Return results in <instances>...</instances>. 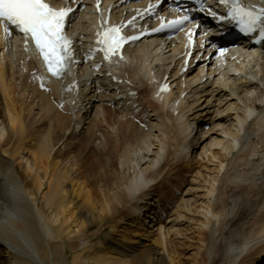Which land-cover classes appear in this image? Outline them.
Instances as JSON below:
<instances>
[{
	"label": "bare ground",
	"instance_id": "obj_1",
	"mask_svg": "<svg viewBox=\"0 0 264 264\" xmlns=\"http://www.w3.org/2000/svg\"><path fill=\"white\" fill-rule=\"evenodd\" d=\"M48 1L77 4L66 20L74 63L62 80L49 78L15 29L6 33L0 22V264H182L181 248L192 251L184 258L190 264H264V42L251 44L255 35L225 41L229 20L211 23L196 14L209 29L198 34L206 45H196L192 67H183L180 41L159 37L127 46L121 60L87 61L98 25L92 2ZM148 1L156 0H103L102 9L118 23ZM242 1L264 8V0ZM181 11L165 7L158 14ZM223 45L233 58L218 59ZM135 65L139 75L150 65L161 73L149 92L157 106L137 126L130 120L135 91L117 70ZM164 84L169 92L159 93ZM14 86L28 111L17 108ZM103 106L119 110L116 124L127 126L112 148L98 127ZM36 120L46 123L44 132L32 128ZM95 125L82 156L79 140ZM65 146L58 157L53 150ZM181 155L198 167L182 189L169 169ZM112 161L119 166L113 175L102 170ZM80 169L102 175L101 199L79 180ZM229 174L244 184L221 197L218 186ZM125 227L141 234L130 240Z\"/></svg>",
	"mask_w": 264,
	"mask_h": 264
},
{
	"label": "snow or ice",
	"instance_id": "obj_2",
	"mask_svg": "<svg viewBox=\"0 0 264 264\" xmlns=\"http://www.w3.org/2000/svg\"><path fill=\"white\" fill-rule=\"evenodd\" d=\"M220 2L229 5V0ZM71 11L67 7H53L46 0H0V22L15 26L30 38L48 72L54 77H59L63 72L71 45L64 35L65 20ZM229 15L241 24L242 31H255L258 26L264 25V9L258 14L254 13L241 5L239 0H232ZM186 20L187 17H184L169 24L179 25ZM5 32L8 33L7 27ZM261 35L264 36V28H261ZM128 39L122 34L121 27L109 26L97 33L96 43L100 45L104 59L108 60L120 51ZM165 90L166 87L162 88V91Z\"/></svg>",
	"mask_w": 264,
	"mask_h": 264
},
{
	"label": "rangeland",
	"instance_id": "obj_3",
	"mask_svg": "<svg viewBox=\"0 0 264 264\" xmlns=\"http://www.w3.org/2000/svg\"><path fill=\"white\" fill-rule=\"evenodd\" d=\"M152 65H150V67H149V70L145 73L146 74V76L145 75H139L138 74V72H137V66L135 65V66H132V67H129V68H127V67H122V68H118L117 70H118V72H119V75H120V77L125 81V83H126V86H127V88L128 89H130V90H132V91H135V103H136V106H137V108L134 110V112H133V115L130 117V120H132V121H134V123H131L132 125H134V126H137V123H135L137 120H139V122H138V124L139 125H144V123H145V120H146V118H147V114L149 113V111H151V109L152 108H154V106L156 107L157 105H156V103H151L150 101H151V98L149 97V95H150V93L151 92H153V91H155V84L154 83H157V82H159L160 81V74H159V72L160 71H158V66H156V65H153L152 67H151ZM134 72H137V77L135 78L134 76H133V74H134ZM151 77V78H150ZM154 79V80H153ZM151 80V81H150ZM146 81H148V82H146ZM129 83V84H128ZM132 83V84H131ZM147 83V84H146ZM132 86H131V85ZM130 87H129V86ZM140 85V86H139ZM148 85V86H147ZM152 85H153V87H152ZM148 87V88H147ZM152 87V88H151ZM16 86H14V88H13V90L15 89V92H14V97H15V100H16V102H17V108H19V109H22L24 112L25 111H28V110H25V109H28L29 107L27 106V105H29V103L28 102H26V101H24V99H21V98H23L22 96H20L19 95V88H17ZM133 88V89H132ZM18 90V91H17ZM152 90V91H151ZM18 94H17V93ZM150 92V93H149ZM17 97V98H16ZM19 97V98H18ZM150 98V99H149ZM19 99V100H18ZM149 102V103H148ZM28 103V104H27ZM25 104V105H24ZM27 104V105H26ZM21 105V106H20ZM30 106V105H29ZM22 107V108H21ZM109 107H111V108H113V106H109ZM109 107H107V106H103L102 107V109H101V111H99V114H100V116L104 119V122H102V124H101V122H98V127H100V128H102V129H105L106 130V135H108V137H109V147L110 148H112V147H114L113 145L115 144V141L118 139H122V137H123V135L125 134V132H126V130H127V126H122V127H120V125H117L116 124V121H118V119H119V110H117V109H111V108H109ZM117 111L116 113L114 112V111ZM112 113V114H111ZM115 116H114V115ZM110 115V116H109ZM111 116H114L115 118H113V117H111ZM111 118V119H110ZM105 119H106V121H105ZM112 119H114V120H112ZM127 119V118H126ZM113 121V122H112ZM125 121V120H124ZM29 122V121H28ZM40 121H37L36 120V123H32L33 124V126H32V128L33 129H35L36 130V127H37V130L39 129L41 132H44L46 129H47V127H46V123H44V122H42V123H39ZM111 125V123H112V125H113V128H114V126L116 127V128H118V130L115 132V133H112V125L111 126H109V124ZM99 124H101V125H99ZM103 124H106V125H108V126H106V125H103ZM136 124V125H135ZM87 126V125H86ZM119 126V127H118ZM94 128H95V130H96V128H97V126L95 125V127H93L92 129H90L88 132H87V134L86 135H84L80 140H79V146L77 147V149L79 148V150L77 151V149H76V152H79V153H82L83 155L82 156H84L85 155V149H88V147H86V146H88V143L89 142H87L88 140L90 141L92 138H93V135L95 134V132H92V130L93 131H95L94 130ZM111 129V131H110V129ZM210 128V127H209ZM209 128H207V129H209ZM33 129H31V127H29V131H31V130H33ZM118 131H119V133H118ZM94 133V134H93ZM90 134H92V135H90ZM110 134L112 135V136H110ZM73 137V136H72ZM113 139V140H112ZM117 140V141H118ZM81 141V142H80ZM84 141V142H83ZM83 142V143H82ZM114 142V143H113ZM86 144V145H85ZM81 145H83V146H81ZM61 148V147H60ZM60 148L59 147H57L56 149H54L53 151H54V153H56L57 154V156L58 157H65L64 155H65V153L67 152V146H65V148L63 147L61 150H64V151H60ZM62 152V153H61ZM102 154H103V152H102ZM105 158H106V156L104 157V154H103V161H105ZM187 159H186V157L184 156V155H181L180 156V159H179V163L175 166V165H170L169 166V169H170V173H171V177H172V182H174V184H178V183H181L182 182V185L183 186H180L181 187V189L182 188H184V186L185 185H187L188 183H189V181H191L193 178H195V174H196V172H197V170H198V167H196V165H189V163H188V160L186 161ZM87 161L89 162V159H87ZM113 162V161H112ZM87 163V162H86ZM107 162L105 161V163L104 164H106ZM187 164H188V166H187ZM181 167V168H180ZM81 170V172H80V174H78V178H79V180L80 181H84V182H86V184H87V190L89 189V191H90V193L92 192V195H93V197L97 200H99V199H101V196H100V190H99V188H100V184H102L101 182L102 181H100V180H102L103 178H102V175L101 174H99V173H97V171H96V173H94V171L93 170H84V169H80ZM102 170H108L109 171V174H111L112 173V175L113 174H115L118 170H119V166L117 165V162L116 161H114L112 164L110 163L109 165H108V167H107V169H106V167H102ZM84 171V172H83ZM91 172V173H90ZM115 172V173H114ZM174 175V177H173V175ZM179 176V177H178ZM231 176V177H230ZM232 176L233 175H230L229 174V176H227L226 175V177H224V178H222L223 180H221V182H220V184H221V186H220V184H219V186H218V190L220 191L219 193L221 194V197L223 196L224 197V195L226 196L227 194H228V191H230V190H237L238 191V187H240V186H242L241 184H244V181H243V183H242V181L238 178V179H235L234 177L235 176H233V178L235 179H231L232 178ZM111 177V176H110ZM174 179V180H173ZM179 179V180H178ZM181 179V180H180ZM227 180V181H226ZM231 181V184H230V181ZM239 180L241 181V182H239ZM235 181H237V182H234ZM224 182V183H223ZM225 182H226V184H227V186L225 185ZM223 183V184H222ZM238 185H237V184ZM240 183V184H239ZM233 184H235V185H233ZM223 186V187H222ZM228 186H229V188H228ZM233 186V187H232ZM89 187V188H88ZM235 187V188H234ZM220 188V189H219ZM230 188H232V189H230ZM92 190V191H91ZM223 190V191H222ZM226 192V193H225ZM132 219V218H131ZM108 223V224H107ZM107 223H105V226H109L111 223H109V222H107ZM107 224V225H106ZM121 227H123V226H119V229L121 228ZM127 227H125V230H124V232L126 233L125 235H126V237H128L130 240H132V239H135V238H137V236H139L140 234H141V232L140 231H136L134 228H132V227H128L127 229H126ZM100 231H99V235L100 236H102V234L106 231L105 230V228L104 227H101L100 229H99ZM127 230H129V231H127ZM133 231V233H132V231ZM127 231V232H126ZM131 231V232H130ZM129 232V233H128ZM134 232H135V234H134ZM139 232V233H138ZM133 235H135L134 236V238L131 236L132 234ZM128 234V235H127ZM177 253L178 254H176L177 256H176V258H177V260H180V262L182 263V264H190V262L189 261H186L184 258H190L191 257V254H192V251L190 250V248H181V249H179V250H177ZM180 256V257H179ZM71 257V256H70ZM70 259V258H69Z\"/></svg>",
	"mask_w": 264,
	"mask_h": 264
}]
</instances>
